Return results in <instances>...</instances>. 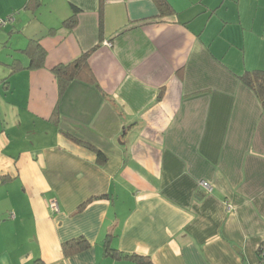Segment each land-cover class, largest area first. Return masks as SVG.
Listing matches in <instances>:
<instances>
[{
    "label": "crops",
    "instance_id": "obj_1",
    "mask_svg": "<svg viewBox=\"0 0 264 264\" xmlns=\"http://www.w3.org/2000/svg\"><path fill=\"white\" fill-rule=\"evenodd\" d=\"M164 1L0 0V264H264V0Z\"/></svg>",
    "mask_w": 264,
    "mask_h": 264
},
{
    "label": "trees",
    "instance_id": "obj_2",
    "mask_svg": "<svg viewBox=\"0 0 264 264\" xmlns=\"http://www.w3.org/2000/svg\"><path fill=\"white\" fill-rule=\"evenodd\" d=\"M159 7L161 5L169 9V6L164 0H157ZM63 25L71 27L75 23V13L71 14L63 22ZM94 47L85 52L81 53L77 58L71 60L66 64H57L51 67V71L57 81L58 86L62 89L67 83L72 80H82L87 79L91 83H94V76L88 64V57ZM29 54V68L40 66L44 57V49L38 43L37 40H31L27 47L23 50ZM10 66V71L16 70L21 67L20 62L15 59ZM239 78L242 82L250 87L259 99L262 113L264 114V77L263 73L259 70L247 71L240 75ZM98 161L102 162L105 156L98 151L97 152ZM88 202V201H87ZM87 202L81 203L77 209L80 210L84 207ZM109 236L105 239L104 253L112 257H128L131 258L136 264H152L146 256H141L137 254L123 255L121 252L109 246ZM90 246L89 242L82 236L75 237L73 239L66 240L62 243V250L65 254H73L87 249ZM260 259L264 262V256Z\"/></svg>",
    "mask_w": 264,
    "mask_h": 264
},
{
    "label": "built area",
    "instance_id": "obj_3",
    "mask_svg": "<svg viewBox=\"0 0 264 264\" xmlns=\"http://www.w3.org/2000/svg\"><path fill=\"white\" fill-rule=\"evenodd\" d=\"M13 18V17H12ZM12 18H8L6 17L5 19L0 18V27H2L3 25H5L8 21H10ZM199 185L207 192H209L211 190V184L206 181V180H200ZM49 206L53 211H58V204L56 202V200H51L49 202Z\"/></svg>",
    "mask_w": 264,
    "mask_h": 264
},
{
    "label": "rangeland",
    "instance_id": "obj_4",
    "mask_svg": "<svg viewBox=\"0 0 264 264\" xmlns=\"http://www.w3.org/2000/svg\"><path fill=\"white\" fill-rule=\"evenodd\" d=\"M5 17H6V16H4V17H0V18L5 19ZM9 44H10V42H9ZM3 45H4V44H3V41L0 40V61L3 60L5 56H6L5 58H7V57L9 58V59H8V61H9V60H11V56L6 55V50H7V49H6L5 47H3ZM1 56H2V57H1ZM2 58H3V59H2ZM4 62H6V61H3L2 65H4ZM0 66H1V63H0ZM4 66H5V65H4Z\"/></svg>",
    "mask_w": 264,
    "mask_h": 264
}]
</instances>
